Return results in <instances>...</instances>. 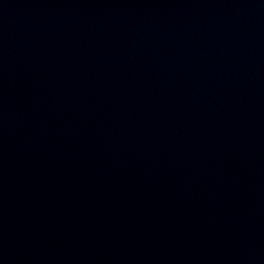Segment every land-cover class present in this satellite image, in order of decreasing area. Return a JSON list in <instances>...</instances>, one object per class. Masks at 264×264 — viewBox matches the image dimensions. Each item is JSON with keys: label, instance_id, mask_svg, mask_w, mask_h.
<instances>
[{"label": "water", "instance_id": "water-1", "mask_svg": "<svg viewBox=\"0 0 264 264\" xmlns=\"http://www.w3.org/2000/svg\"><path fill=\"white\" fill-rule=\"evenodd\" d=\"M0 264H264V0H0Z\"/></svg>", "mask_w": 264, "mask_h": 264}]
</instances>
